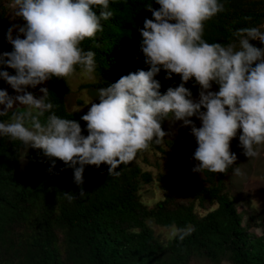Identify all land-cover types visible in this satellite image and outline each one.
<instances>
[{
	"label": "clouds",
	"instance_id": "9594fccd",
	"mask_svg": "<svg viewBox=\"0 0 264 264\" xmlns=\"http://www.w3.org/2000/svg\"><path fill=\"white\" fill-rule=\"evenodd\" d=\"M155 2L159 9L145 6L152 19L146 17L139 30L148 70L138 69L97 89L99 103H91L80 117L86 122L85 137L78 121L55 114L47 88L39 89V97L27 89L53 77L71 78L78 68L87 79H95L96 54L81 44L103 31L101 21L113 17L109 0H14V15L25 23L8 28L6 38L13 50L0 53V68L15 70L14 75L0 70V79L17 93L10 96L0 90V116L11 113L8 121H0V135L22 143L21 157L29 147L41 149L54 158L53 164L60 160L72 168L79 186L85 165L103 163L109 166V176H118L119 166L163 143L168 135L163 121H182V126L191 127L198 145L193 159L199 163L193 172L227 173L232 168L233 175H245L233 167L237 156L230 142L239 131V144L249 158L264 147V47L250 43L259 40L264 45V31L258 26L230 29L233 40L228 44L208 43L203 38L205 23L225 11L220 0ZM93 6H99V13ZM161 69L166 80L173 74L181 79L163 94L155 79ZM191 80L199 86L198 100L185 87ZM213 84L218 91H211ZM194 116L200 127L190 119ZM85 194L81 188L79 197ZM65 195L69 202L76 198L71 192ZM189 233L173 228L170 238L183 240Z\"/></svg>",
	"mask_w": 264,
	"mask_h": 264
},
{
	"label": "trees",
	"instance_id": "16d2710c",
	"mask_svg": "<svg viewBox=\"0 0 264 264\" xmlns=\"http://www.w3.org/2000/svg\"><path fill=\"white\" fill-rule=\"evenodd\" d=\"M220 2L225 11L205 23L203 38L208 43L228 44L233 40L230 29L264 25V0ZM8 3L0 0V38L7 24ZM148 4L160 7L155 0H109L113 17L101 21L103 31L81 44L96 54L99 81L82 87H106L130 72L148 70L139 32L144 19H152L145 9ZM93 7L99 13V6ZM245 16H251V21H244ZM250 43L264 47L259 40ZM4 47L0 39V53ZM165 76L161 69L155 77L162 94L181 83L179 75L173 74L170 80ZM185 87L193 98L198 96L194 80ZM45 88L56 105L55 114L78 121L86 137V122L80 117L87 111L67 109L65 98L70 90L66 81L53 77ZM213 88L218 91V85ZM9 116H0V121H8ZM169 122H162L163 130ZM164 141L167 149L151 147L167 157L175 172L154 176L135 162L138 153L131 163L115 170L118 176H109L106 164L85 165L84 182L78 186L73 169L60 160L53 164L54 158L46 157L41 149L29 147L21 168L22 143L0 135V264H264V206L242 214L228 189L232 168L227 173L204 170L198 175L192 171L189 147L181 135ZM237 166L236 160L233 167ZM154 179L164 196L147 206L139 189ZM81 188L86 193L82 198ZM67 192L76 198L69 202ZM150 223L190 233L183 240L163 241Z\"/></svg>",
	"mask_w": 264,
	"mask_h": 264
},
{
	"label": "rangeland",
	"instance_id": "374dc122",
	"mask_svg": "<svg viewBox=\"0 0 264 264\" xmlns=\"http://www.w3.org/2000/svg\"><path fill=\"white\" fill-rule=\"evenodd\" d=\"M14 0H9L8 3V13H7V24L4 33L1 36V42L5 46L4 52H11L13 50L12 45L7 41L6 34L9 27L13 24L23 25L25 22L22 18L16 17L14 15ZM262 31H264V25L262 26ZM13 38L17 35L16 30H13ZM21 38L23 36L21 35ZM9 72L10 75L15 74V70L11 68H0ZM81 69L77 70V73L66 79V83L70 92L65 98V104L70 112L75 111H88L91 107V103H99L97 98V89L101 87H82L86 84L96 83L99 81L98 75L95 73V79L89 80L83 75H81ZM41 87H46V82L41 85H37L36 88L29 87L27 91L32 92L35 96L39 97L42 93L39 92ZM0 90H6L10 96H15L17 93L11 88L9 84L3 79H0ZM211 91H215L212 87ZM198 100V96L193 98ZM3 105H0V110H3ZM15 107V106H14ZM196 127L201 126V121L199 119L190 118ZM164 131L168 133L166 137H176L181 135L182 139L187 142L189 147V160L195 167L199 162L193 159V154L198 147L195 137L191 134L190 126H182V121L169 122ZM83 135V134H82ZM240 132H237V136L233 138L230 142V150L237 156L238 166L245 173L243 177H238L233 175V172L227 175L229 182L228 189L236 200V207L242 213L245 214L247 210L258 211L264 206V147H261L260 154L255 158H249L245 156L243 148L239 144ZM160 146L163 149H167L165 141H163ZM28 150V148H27ZM26 150V151H27ZM23 151V150H22ZM21 151V153H22ZM20 153V165L23 168L26 164L25 156L21 157ZM135 162L143 169L151 171L155 176L158 173H167L169 171L175 172V168L172 163L167 159V157L160 151L155 150L150 147L149 150L141 152L136 158ZM198 175H202L200 172H196ZM139 193L142 201L147 205L151 206L156 201L164 196V190L161 184L155 179L146 184H141ZM152 229L156 236L161 240L167 241L171 236V232L175 226L169 228L150 223ZM257 232H259L257 230ZM201 264V263H200ZM204 264H209L204 262ZM225 264V263H222Z\"/></svg>",
	"mask_w": 264,
	"mask_h": 264
}]
</instances>
